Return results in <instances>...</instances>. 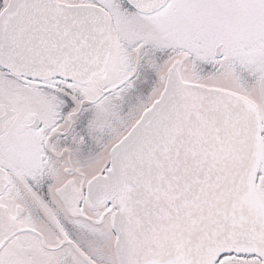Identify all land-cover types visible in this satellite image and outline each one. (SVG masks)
Segmentation results:
<instances>
[{"label":"snow or ice","instance_id":"obj_1","mask_svg":"<svg viewBox=\"0 0 264 264\" xmlns=\"http://www.w3.org/2000/svg\"><path fill=\"white\" fill-rule=\"evenodd\" d=\"M0 264H264V0H0Z\"/></svg>","mask_w":264,"mask_h":264}]
</instances>
